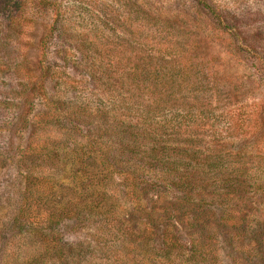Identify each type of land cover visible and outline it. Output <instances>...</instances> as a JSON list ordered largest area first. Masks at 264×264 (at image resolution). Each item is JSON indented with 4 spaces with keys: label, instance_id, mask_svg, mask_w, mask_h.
Segmentation results:
<instances>
[{
    "label": "rangeland",
    "instance_id": "374dc122",
    "mask_svg": "<svg viewBox=\"0 0 264 264\" xmlns=\"http://www.w3.org/2000/svg\"><path fill=\"white\" fill-rule=\"evenodd\" d=\"M206 1L259 56L235 49L195 0H0V264H193L186 232L210 236L218 258L208 264H264V0ZM132 7L213 33L220 73L236 83V116L229 128L228 103L219 107L198 143L249 168L245 198L216 178L221 166L209 169L200 199L163 188L167 171L142 156L123 155L112 170L100 161L96 126L110 120L97 116L94 69L101 46L128 37ZM164 202L178 220L166 228ZM196 203L203 228L187 224ZM67 208L75 219L63 217Z\"/></svg>",
    "mask_w": 264,
    "mask_h": 264
},
{
    "label": "trees",
    "instance_id": "16d2710c",
    "mask_svg": "<svg viewBox=\"0 0 264 264\" xmlns=\"http://www.w3.org/2000/svg\"><path fill=\"white\" fill-rule=\"evenodd\" d=\"M195 1L203 13L217 19L218 32L226 35L229 41L233 40L235 49L247 48L259 56L254 41L244 45L236 43L234 38L238 30L221 20V10L206 0ZM126 19L128 27L124 30L128 37L101 46L104 49L100 51L99 63L94 69L99 73L97 116L110 120L106 128L96 126L100 161L112 170L120 167L123 155L142 156L144 163L158 165L167 171L169 180L163 188H172L173 191L182 188L183 197L197 195L200 199L207 195L209 169L221 166V174L217 170L216 178L245 198L249 168L238 165L236 154L228 159L224 154V162L217 157V152V158L213 159L198 143L203 141L207 130L214 127L213 120L219 107L228 103L221 113L229 128L236 116V83L220 73L217 58L211 52L213 33L133 7ZM105 134L110 144L103 142ZM117 156L121 157L118 159ZM226 163L232 167L224 169ZM99 194L104 197L106 192L99 191ZM195 205L197 211L202 209L200 203ZM158 208L159 217L171 221L164 223L165 228L178 222L169 204L164 202ZM69 210L62 212L63 217L74 218L75 211L70 213ZM200 215L199 211L191 215L192 220L187 224L205 227L207 222ZM227 220H233L231 224L234 225L236 217L231 215ZM161 231L166 235L170 229ZM186 234L188 238L182 245L194 250V254L188 256V262L208 264L210 259L218 258V253L209 247L208 234V237ZM146 238L147 234L143 235L140 242ZM163 239L169 249L172 243H176L173 236Z\"/></svg>",
    "mask_w": 264,
    "mask_h": 264
}]
</instances>
